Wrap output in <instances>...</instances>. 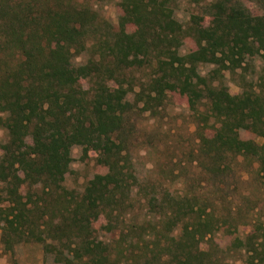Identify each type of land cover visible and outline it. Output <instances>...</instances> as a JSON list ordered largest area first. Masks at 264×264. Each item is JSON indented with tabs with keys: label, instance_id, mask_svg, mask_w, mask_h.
Returning a JSON list of instances; mask_svg holds the SVG:
<instances>
[{
	"label": "trees",
	"instance_id": "trees-1",
	"mask_svg": "<svg viewBox=\"0 0 264 264\" xmlns=\"http://www.w3.org/2000/svg\"><path fill=\"white\" fill-rule=\"evenodd\" d=\"M175 4L119 0L122 14L113 28L79 0H0L4 250L35 242L61 264H235L220 256L225 250L216 243L202 244L221 228L209 205L196 194L158 191L134 174L129 113L139 104L153 111L170 93L185 96L203 122L200 151L210 165L203 166L219 173L242 157L257 162L264 179V87L248 84L233 99L219 80L225 70L242 68L250 50L264 59V13L247 14L234 0H210L182 23ZM128 24L135 25L132 34ZM186 39L195 48L182 52ZM89 42L92 67L75 65L73 57ZM203 63L213 66L208 74L199 71ZM134 66L151 69L136 91L126 72ZM83 79L89 88H82ZM131 91L134 101L125 107ZM205 128L213 137L204 136ZM239 130L263 140L241 138ZM75 145L82 156L96 152L106 168L79 194L62 185ZM37 186L40 193L31 190ZM136 194L146 208L141 222L133 216ZM100 216L105 222L98 228L93 221ZM223 223L224 232L234 234L227 250L242 252V264H264V223L254 221L243 235Z\"/></svg>",
	"mask_w": 264,
	"mask_h": 264
},
{
	"label": "rangeland",
	"instance_id": "rangeland-1",
	"mask_svg": "<svg viewBox=\"0 0 264 264\" xmlns=\"http://www.w3.org/2000/svg\"><path fill=\"white\" fill-rule=\"evenodd\" d=\"M175 17L185 23L191 14L200 13L204 5L210 0H175ZM247 14L264 13V2L261 0H234ZM80 3L90 7L96 12L98 19L106 20L113 28H117L118 20L122 14L119 0H79ZM206 19V18H205ZM208 19V18H207ZM207 21V20H206ZM134 24H128L125 31L132 34ZM91 42L83 52L73 57L75 65H83L84 68L92 67ZM195 48L190 39L184 40L181 51H191ZM245 55L242 68L235 73L228 70L220 77L222 87L236 99L244 86L250 84L258 90L264 87V59L250 50ZM212 65L201 64V74H208ZM151 69L147 67H131L127 69L128 79L134 83V91L138 90ZM83 89L89 88L87 79L81 80ZM134 91L128 93L124 106L131 105L134 101ZM142 104L132 107L129 120L133 123V131L128 138V152L133 163L134 174L142 181L150 182L159 191L166 190L176 194L188 192L200 197L199 202L211 207L213 219L221 228L211 237L205 238L202 244L208 247L216 243L224 249L220 256L226 260L242 264V252L229 247L234 234L224 232L225 224L232 223L237 226L240 235L250 230L253 222L264 223V179L257 173L258 163L244 160L239 157L230 162V167L223 172L207 170L210 166L207 159L200 151L199 125L203 122L197 120L198 112L189 108L186 97L178 93H170L164 103L151 111L141 110ZM199 111H206L207 105H200ZM200 121V122H198ZM212 121V119L210 120ZM205 137H213L214 132L210 128L202 130ZM241 138H250L258 143L262 138L258 135L239 130ZM6 139V132L0 128V144ZM1 151V150H0ZM230 158H227L229 160ZM106 168L98 162L96 152L90 150L86 156H82V148L75 145L70 150L69 168L65 174L62 185L68 190L79 194L83 191L85 183L98 172H104ZM41 192L39 186L33 189ZM140 195L132 196L133 216L141 222L145 217L146 208ZM213 205V206H211ZM105 219L100 216L93 225L98 228L104 225ZM1 232V229H0ZM101 237L106 234L100 232ZM118 232L108 234L107 239H115ZM61 264L54 262L51 256L43 253L39 243L27 242L14 246L13 252L4 250L0 242V264Z\"/></svg>",
	"mask_w": 264,
	"mask_h": 264
}]
</instances>
